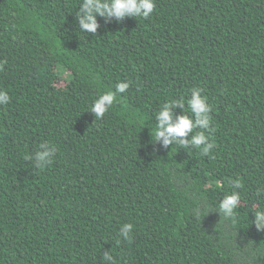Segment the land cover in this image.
Segmentation results:
<instances>
[{
    "label": "trees",
    "instance_id": "1",
    "mask_svg": "<svg viewBox=\"0 0 264 264\" xmlns=\"http://www.w3.org/2000/svg\"><path fill=\"white\" fill-rule=\"evenodd\" d=\"M80 4L0 0V264H264V0H155L147 18L97 17L95 34L80 32ZM194 87L215 147L154 145L160 107Z\"/></svg>",
    "mask_w": 264,
    "mask_h": 264
},
{
    "label": "clouds",
    "instance_id": "2",
    "mask_svg": "<svg viewBox=\"0 0 264 264\" xmlns=\"http://www.w3.org/2000/svg\"><path fill=\"white\" fill-rule=\"evenodd\" d=\"M155 0H81L79 11L76 13V20L80 32L95 34L100 27L97 17L110 23L113 19L117 22L123 21L125 18H147L154 10ZM130 87L127 80L116 83L114 90H108L99 95L92 103L91 113L95 117H103L108 109L117 102V97L125 93ZM9 95L6 91L0 90V105L9 102ZM187 111L191 113L188 115ZM180 108L183 114L175 117L174 109ZM212 107L208 103L207 97L202 95V89L192 88L189 98L169 99L160 107L155 115L157 121L154 130V136L151 135V142H162L165 148L171 145L179 144L185 148L191 145L193 148L199 149L202 154H209L215 147L210 142V137L214 129L212 124ZM190 133H194L190 140L184 139ZM39 149L31 157L34 160L36 168H43L52 163L55 149L47 142L41 143ZM234 189L241 188L239 181L232 184ZM240 202V195L233 191L230 195H225L219 203V213L225 217H232L235 209ZM254 223L257 230H264V209L257 210L253 213ZM133 225L130 223L123 224L120 228L119 235L125 240L130 239ZM102 260L106 264H114V258L111 252H104Z\"/></svg>",
    "mask_w": 264,
    "mask_h": 264
}]
</instances>
